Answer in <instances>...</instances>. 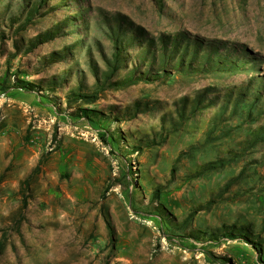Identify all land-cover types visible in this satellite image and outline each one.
I'll use <instances>...</instances> for the list:
<instances>
[{
	"label": "rangeland",
	"instance_id": "obj_1",
	"mask_svg": "<svg viewBox=\"0 0 264 264\" xmlns=\"http://www.w3.org/2000/svg\"><path fill=\"white\" fill-rule=\"evenodd\" d=\"M120 27V75L167 37L238 66L70 104ZM0 228V264H264V0H0Z\"/></svg>",
	"mask_w": 264,
	"mask_h": 264
},
{
	"label": "trees",
	"instance_id": "obj_2",
	"mask_svg": "<svg viewBox=\"0 0 264 264\" xmlns=\"http://www.w3.org/2000/svg\"><path fill=\"white\" fill-rule=\"evenodd\" d=\"M34 11H36L34 8L32 9L30 13V17L34 14ZM27 17V20L30 21L31 18ZM57 27H55L56 29ZM54 29V30H55ZM48 31V33H43L41 34L40 38L42 40L54 36L57 32H52ZM128 38L126 37L125 31L121 30V27L118 30V33L115 30H112L111 34V39L115 43L113 44L115 51L112 53V56L110 58H107L105 60L106 66L105 68L101 69L96 65L95 61H93V72L95 76V82L93 85V88L86 89V84L81 82L79 86H74L68 93H67V98L70 104L75 103L77 101H82L86 103H92L95 102L102 93H104L108 89H125L128 88L134 84L140 83V82H145V81H155L161 78L162 74H165L166 76L171 74L170 72L172 69H176L179 72H182L184 74L190 75V74H196L199 72H204L205 70H219V71H228L231 69H235L238 65H235V63L230 64L227 66L225 63H222L226 59L222 57L218 60L213 58L212 52H208L206 57H205V62L203 64L201 61L199 62L198 66H194V61H196L197 57L201 59V56L197 54L193 55L191 58L190 62H186L185 56L188 55V46L187 45L182 53V56L180 59L175 63L172 64L171 62L175 59L176 56L180 55L182 52L181 50V39L178 37L172 40H168L167 38H162V45L160 47V52L158 53L157 51H152L150 49L143 50L141 54L135 55L136 58L139 60L142 57H150L152 60V64L150 68L145 72L139 69L140 66H135L133 68L128 69L125 74L120 75V71L124 67L123 63L125 61V55L127 54L124 48L125 45V39ZM130 39V38H129ZM132 40V39H131ZM127 42V41H126ZM153 44V42H151ZM201 44V42H198ZM195 43L194 46L195 48L200 47V44ZM33 44V41H32ZM143 55V56H142ZM127 56H130L127 54ZM158 61V62H156ZM141 63V62H140ZM217 64V66H215ZM220 63V64H219ZM157 64L160 67V72H156L152 70V65ZM169 67V68H168ZM168 68V69H167ZM245 109L249 108L252 109L250 103L244 104ZM185 112V110H184ZM245 112V111H244ZM251 115V113H249ZM100 138L108 142V138L104 133L100 134ZM164 140V138H163ZM161 140V141H163ZM160 142H157L155 140H151L150 144H148V147H153L154 145L158 144ZM33 171H36L35 169ZM33 175V172L28 175L24 180H22V188H21V193H22V207L25 208L28 205V194H27V189L30 187L29 183L31 180V177ZM106 224L107 227L110 231L111 236L113 235V225H112V220L111 216L108 214L106 216ZM0 231L2 232V237L0 239V250L4 248L5 245V238H6V233L4 230L0 228ZM239 233H235V228L233 229H228L226 230L221 236L223 237H231L235 238L237 235L242 236L248 243H251L257 251L262 253L263 250V243L259 240L256 241L252 239L246 229L244 228H239L238 230ZM211 237L220 239V235L214 233L211 235Z\"/></svg>",
	"mask_w": 264,
	"mask_h": 264
}]
</instances>
